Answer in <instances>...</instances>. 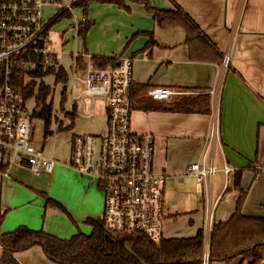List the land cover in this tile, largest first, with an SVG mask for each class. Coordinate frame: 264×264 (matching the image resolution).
Masks as SVG:
<instances>
[{
	"label": "crops",
	"instance_id": "0c3cea01",
	"mask_svg": "<svg viewBox=\"0 0 264 264\" xmlns=\"http://www.w3.org/2000/svg\"><path fill=\"white\" fill-rule=\"evenodd\" d=\"M141 1L158 11H172L179 7L208 38L220 58L205 46L197 45L193 51L198 59H192L186 34L181 28L158 27L144 4L132 0H120V6L87 0L84 7L88 24L75 46L72 43V53L75 49L78 55L90 58L128 57L132 59L131 89L134 92L139 86H147L136 97L130 95V128L136 134L153 136L154 170L167 177L164 239L193 238L197 232L203 231L204 242H207L208 215L211 216V226L227 221L235 212L236 202L242 194L241 214L264 219V0ZM72 53H69L70 66ZM226 58L228 62L224 65ZM83 76V73L76 72L79 81L77 99L84 88ZM45 86L51 95L50 86ZM153 87L185 94L166 101H154L146 95V90ZM210 91L214 94H209ZM200 96L209 98L208 114L145 110L140 105L141 100L157 106ZM29 101L34 103L33 112L37 117L39 106L35 99ZM101 102H105L102 110L106 122L107 100ZM74 106L78 118L80 104L75 101L70 112ZM215 115L218 117L219 140L212 150L205 152L204 139ZM65 118L69 123L64 128L71 132L74 122L70 127V119ZM74 135L81 134H71L70 138ZM93 135L99 136L100 133ZM192 163L215 167L217 172L210 184L198 185L186 175V166ZM225 167L229 170L227 174L223 172ZM2 168L0 165V183H3L0 189L4 188L12 195L7 201L0 199L3 208H0V214L4 215L0 227L2 234L24 226L63 240L82 232L79 225L87 226L88 218H102L104 201L103 204L100 200L98 202L96 190L86 185L83 176L80 175L78 181L85 188L84 195L92 199L88 204L81 203L84 212L70 223L69 209L48 198L39 181V188L27 190L24 181L39 180L42 175L36 177L24 169L9 167L4 176ZM235 172H241L238 189L234 188ZM9 200L15 201L14 206L24 208L33 203L36 210L8 216L7 213L15 209L9 206ZM48 200L60 207L47 204ZM62 219H68V224ZM2 253L0 246V258ZM12 257L18 264H57L49 260L38 245Z\"/></svg>",
	"mask_w": 264,
	"mask_h": 264
},
{
	"label": "built area",
	"instance_id": "2783aa9c",
	"mask_svg": "<svg viewBox=\"0 0 264 264\" xmlns=\"http://www.w3.org/2000/svg\"><path fill=\"white\" fill-rule=\"evenodd\" d=\"M78 0H0V165L2 174L15 167L33 176L50 174L60 164L98 184L104 194L102 221L111 233L141 234L153 243L164 239V205L167 177L153 167L154 138L150 134H136L130 128L132 59L120 57L114 69L93 67L89 56L71 54L70 73L67 74L69 93L60 116H54L50 126L43 130L33 119L27 102L35 99L37 88L27 99L14 86L18 80L36 87L45 76H54L60 70V55L52 48L49 29L63 13L68 14L70 31L75 46L85 31L88 16ZM55 11L44 18L43 9ZM79 10V12L77 11ZM62 37V36H61ZM86 62L83 72L84 88L80 113L89 115L95 102L107 100L105 135L81 134L70 138L67 159L54 157L56 137L63 129L76 98L73 83L76 80V59ZM228 59H225L226 65ZM53 70L55 73L33 77L34 72ZM185 93L169 88H148L146 95L154 101H166ZM209 94H214L210 91ZM217 115L213 116L204 142L205 152L212 150L219 140ZM41 129V132H40ZM49 147L48 152L45 150ZM217 170L213 165L192 163L185 173L198 185L210 184ZM223 172L229 170L225 167ZM210 215L206 232L211 228ZM206 236V235H205ZM206 238V237H205ZM206 240V239H205ZM201 264H209L208 241L205 242Z\"/></svg>",
	"mask_w": 264,
	"mask_h": 264
},
{
	"label": "trees",
	"instance_id": "16d2710c",
	"mask_svg": "<svg viewBox=\"0 0 264 264\" xmlns=\"http://www.w3.org/2000/svg\"><path fill=\"white\" fill-rule=\"evenodd\" d=\"M87 0H78L77 5L85 9ZM101 3H115L121 5L120 0H95ZM143 3L146 11L153 16L156 25L162 29L179 27L186 34V42L192 59H198L194 55L193 48L205 46L214 52L218 59L220 56L214 49L208 38L202 33L194 21L179 7L172 11H158L141 0H132ZM152 42V41H151ZM151 46V43H150ZM215 55V57H216ZM206 58V57H204ZM119 58H91L93 67L98 69H114ZM217 59V60H218ZM77 71L83 73L86 62L82 57L76 59ZM53 70L32 73L33 77L50 75ZM56 81L67 82V74L61 68L56 73ZM19 89L27 99L37 88L35 103L42 106L38 118L44 121L46 130L51 121V108L45 101L49 95V88L40 83L36 87L35 82L25 85L18 80L14 86ZM147 86H139L131 95L136 97ZM65 91L62 94L60 107L65 103ZM140 105L145 110H159L169 113H197L208 114L209 98L200 96L196 98H182L168 104L152 105L147 100H141ZM76 108L67 114L71 125L77 118ZM240 173H234V188H239ZM244 199L242 194L236 202V210L225 222L212 224L208 235L209 264L216 262L228 263L239 258V264H264V219L257 217H245L240 208ZM47 204L60 207L50 200ZM4 215L0 214V227ZM86 223L91 227L89 235L78 233L69 240H62L45 233L42 230H32L21 226L16 230L2 234L0 232V246L3 249L0 264H18L13 254L24 251L38 245L44 255L57 264H201L205 246L204 232L199 231L193 238L187 239H162L153 243L141 234L115 233L112 237L103 225L101 219L88 218ZM106 236L112 240L108 242Z\"/></svg>",
	"mask_w": 264,
	"mask_h": 264
},
{
	"label": "rangeland",
	"instance_id": "374dc122",
	"mask_svg": "<svg viewBox=\"0 0 264 264\" xmlns=\"http://www.w3.org/2000/svg\"><path fill=\"white\" fill-rule=\"evenodd\" d=\"M70 1V0H68ZM55 11V8L53 7H45L43 9V15L44 18L47 19L48 16H50L53 12ZM79 12V10H77ZM70 20L68 18L67 13H63L60 17L57 18V20L53 23V25L49 29V38L52 43V48L60 55V63L61 66L68 72L70 73V61H69V53H72L73 51V34L70 31ZM62 36V37H61ZM68 55V57H67ZM42 81L44 84H47L51 88L52 94L49 95L46 98V105H50L51 108V121L53 120L54 116H60L61 111H60V103L62 100V94L65 91V96L66 93H69V84L68 82H58L56 81L55 78L51 76H45ZM79 87V81L75 84V93L74 97H77L78 93V88ZM67 102V97L65 100V103L63 104L62 108L66 105ZM81 99L76 98V104H80ZM101 102V101H99ZM105 104V102L101 103H96L95 107L93 109L92 114L90 115H82L78 113L79 117L74 120V125L72 126V131L68 132L69 130L65 129L64 127L68 126L69 121L67 118H64L62 121V127L65 130H62L61 132L58 133L56 137V143L54 145V157L55 159L59 162L64 161L67 159L68 156V151L70 147V135L71 134H95V133H100V135H105L106 133V122L105 118L103 115V110L102 106ZM28 108L32 111L34 107V103L32 101L27 102ZM35 121H38V127L46 130L44 121L36 116L33 117ZM50 121V124H51ZM52 128V126L49 125L48 129ZM92 128V129H91ZM40 129V132H41ZM88 129V131H86ZM49 147L46 146L45 150L48 152ZM80 174L75 172L72 169L66 168V166L63 165H56L52 173L50 174H42V176L38 179H33L32 181H24L27 184V190H36L39 188V182L42 185V191L45 192L48 195V198L51 200H54L58 202L60 205H62L64 208H68L69 211V221L72 223L74 220V217L79 218L82 213L84 212L83 204L81 203H90L91 199L87 195H84V186L82 185L81 182H79ZM31 179V178H30ZM25 180H29V177H25ZM39 181V182H38ZM1 182V181H0ZM84 182H86V185H90L93 189L96 190L97 195H98V202L100 200V204H103L104 201V194L98 187V184L86 177H84ZM3 185V183H2ZM0 183V187H2ZM33 192V191H32ZM12 195L5 191L4 188L2 190L0 189V199L7 201L8 198H10ZM9 206L11 208H15L10 210L7 215L12 216L15 214H20L21 212H26V210H36V206L32 203H29L25 206H28L24 208V206L19 207V206H14L16 205L14 200H9L8 201ZM15 203V204H14ZM64 205H63V204ZM14 204V205H13ZM99 204V205H100ZM86 205V204H84ZM43 206V204H42ZM3 209L2 207H0ZM52 210V209H50ZM93 213V212H91ZM59 215H57L58 217ZM72 218H71V217ZM67 219V221H68ZM63 223L68 224L66 219H62ZM80 229L82 230L83 235H89L91 232L90 227L79 225ZM78 234V233H77ZM77 234H71L73 236ZM68 236L67 239L63 240H69L73 236ZM112 237L115 238L116 234H110ZM205 247V246H204ZM239 258H236L232 260L231 262L224 263V262H216L213 264H239ZM245 264V263H244Z\"/></svg>",
	"mask_w": 264,
	"mask_h": 264
},
{
	"label": "water",
	"instance_id": "95a60500",
	"mask_svg": "<svg viewBox=\"0 0 264 264\" xmlns=\"http://www.w3.org/2000/svg\"><path fill=\"white\" fill-rule=\"evenodd\" d=\"M41 110H42V106H39V107L36 109V114H39ZM106 240H107L108 242H112V240L109 238V236H106Z\"/></svg>",
	"mask_w": 264,
	"mask_h": 264
}]
</instances>
